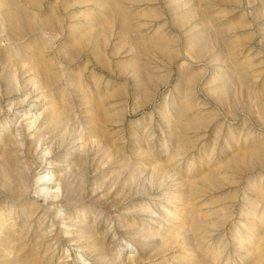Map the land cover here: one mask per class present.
<instances>
[{
  "label": "rangeland",
  "instance_id": "374dc122",
  "mask_svg": "<svg viewBox=\"0 0 264 264\" xmlns=\"http://www.w3.org/2000/svg\"><path fill=\"white\" fill-rule=\"evenodd\" d=\"M0 264H264V0H0Z\"/></svg>",
  "mask_w": 264,
  "mask_h": 264
},
{
  "label": "bare ground",
  "instance_id": "6f19581e",
  "mask_svg": "<svg viewBox=\"0 0 264 264\" xmlns=\"http://www.w3.org/2000/svg\"><path fill=\"white\" fill-rule=\"evenodd\" d=\"M44 182H45V180H44ZM47 182H48V181H47ZM47 182H46V183H47ZM42 189H46V188H45V187H42ZM42 189H41V190H42ZM48 193H49V192H48Z\"/></svg>",
  "mask_w": 264,
  "mask_h": 264
}]
</instances>
